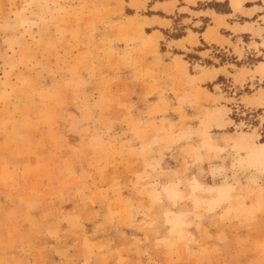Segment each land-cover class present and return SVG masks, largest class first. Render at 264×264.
<instances>
[{
  "label": "rangeland",
  "instance_id": "obj_1",
  "mask_svg": "<svg viewBox=\"0 0 264 264\" xmlns=\"http://www.w3.org/2000/svg\"><path fill=\"white\" fill-rule=\"evenodd\" d=\"M231 1L0 0V264H264V0Z\"/></svg>",
  "mask_w": 264,
  "mask_h": 264
},
{
  "label": "crops",
  "instance_id": "obj_2",
  "mask_svg": "<svg viewBox=\"0 0 264 264\" xmlns=\"http://www.w3.org/2000/svg\"><path fill=\"white\" fill-rule=\"evenodd\" d=\"M218 1H221V0H218ZM237 1V0H236ZM239 2H240V6L239 7H237L236 5H235V0H232L231 1V3H230V6H231V4H232V7L233 8H231L232 10H235L236 12H243L244 10H246V8H248V7H246L245 6V3H246V1H249V0H238ZM216 12V11H215ZM215 15H217V16H220L221 14H219V13H215ZM230 15H232V13L230 12V13H225L224 14V16H230ZM222 16V15H221Z\"/></svg>",
  "mask_w": 264,
  "mask_h": 264
},
{
  "label": "bare ground",
  "instance_id": "obj_3",
  "mask_svg": "<svg viewBox=\"0 0 264 264\" xmlns=\"http://www.w3.org/2000/svg\"><path fill=\"white\" fill-rule=\"evenodd\" d=\"M235 5L237 7H239L240 6V2L238 0L237 1L235 0ZM254 154H255L256 158L259 161L264 162V142L261 143V147L260 148H255Z\"/></svg>",
  "mask_w": 264,
  "mask_h": 264
}]
</instances>
